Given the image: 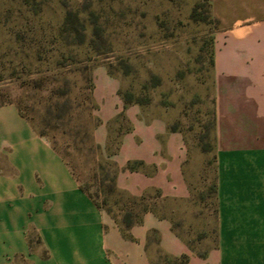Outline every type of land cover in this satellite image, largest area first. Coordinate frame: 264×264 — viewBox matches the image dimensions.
<instances>
[{
  "label": "crops",
  "instance_id": "1",
  "mask_svg": "<svg viewBox=\"0 0 264 264\" xmlns=\"http://www.w3.org/2000/svg\"><path fill=\"white\" fill-rule=\"evenodd\" d=\"M210 3L221 22L214 55L218 247L204 259L173 227L168 201L191 194L183 135L141 105L125 106L119 79L100 67L95 139L105 145L110 122L126 115L132 129L114 154L117 188L134 197L158 190L148 199L158 208L124 231L17 104H0V264H150L154 229L160 248L187 253L188 264H264V0ZM129 161L142 164L130 170Z\"/></svg>",
  "mask_w": 264,
  "mask_h": 264
},
{
  "label": "rangeland",
  "instance_id": "2",
  "mask_svg": "<svg viewBox=\"0 0 264 264\" xmlns=\"http://www.w3.org/2000/svg\"><path fill=\"white\" fill-rule=\"evenodd\" d=\"M220 30L210 0H0V104L16 103L39 131L52 89L66 88L61 104L68 99L73 116L90 120L99 148H66L72 141L67 125L51 130L55 137L48 138L60 151L67 149L81 183H94V176L113 175L114 154H109L116 149L117 130L128 125L116 115L109 125L112 143L95 139L98 103L94 95L83 103L91 94L85 76L95 83L96 69L106 68L119 79L124 100L138 101L147 115L164 118L168 130L183 135L191 194L168 201L167 207L177 234L194 253L208 254L220 242L212 192L217 181L214 55ZM108 184L100 197L118 211L129 201L108 193ZM149 253L160 264H172L155 244Z\"/></svg>",
  "mask_w": 264,
  "mask_h": 264
},
{
  "label": "trees",
  "instance_id": "3",
  "mask_svg": "<svg viewBox=\"0 0 264 264\" xmlns=\"http://www.w3.org/2000/svg\"><path fill=\"white\" fill-rule=\"evenodd\" d=\"M193 15L195 16V12H193ZM86 81L89 83L87 85V88H89L91 90V94L87 93L86 95H84L83 97V103L84 101H89L91 102L93 100V90H94V83H92V78L88 75L85 76ZM39 83L36 82V86H38ZM120 93V92H119ZM68 91H66L65 89L59 88L58 89H52L51 91V96L50 99L48 100V102L45 104V109L46 112L44 114L43 117V124L42 127L40 128V130L38 131V133L42 136H45L49 141L50 138H54L55 134L51 133V130L59 128L62 125H67L69 127L68 129V133L70 134V136L72 137V141L68 144H66V148H68L71 145H74L77 149H80L82 147L87 148L90 151H95L96 149L99 148V146L95 143V141L93 140L92 135L89 132V119L86 118H79L78 116H73V110H72V106L69 104L68 99L61 104V99L62 97L67 96ZM55 98V101H53ZM6 103V102H5ZM138 101H127L124 100V104L125 106L130 105V104H137ZM3 104V103H1ZM82 105L78 103V105H76L75 108H77L78 106ZM18 106V105H17ZM20 113L25 117V114L23 113V111L21 110V108L18 106ZM74 109V108H73ZM83 109V108H82ZM72 110V112H71ZM118 117H121L123 119H125L128 123L127 127L124 130H121L119 128V130H117V140H116V149L114 152L110 153L109 155L111 156L112 154H115L121 144V138L122 135L126 132H129L132 129V124L130 122V120L126 117V115L121 112L117 115ZM99 119L97 124L99 123ZM96 124V125H97ZM110 143H112V141L108 140ZM53 147L58 151L59 149L52 144ZM110 145V144H109ZM108 145V146H109ZM67 150V149H66ZM60 151V154L64 157V159L69 163V160L66 158L67 156V151ZM58 151V152H59ZM112 164L114 166V172L113 175L110 177V175L108 173L104 174L103 178L98 179L96 176L93 177L94 179V183H81L78 179V177L76 176V174L74 173V175L76 176V178L78 179L79 183H80V187L88 194V196L94 201V203L104 209L105 211H107L108 213L112 214V216L114 218H116L120 224L122 225L124 231L126 229H128L129 227H131L134 224L140 223L142 221V214L148 210H155L158 208V205L156 203L150 202L148 199L150 197H159L161 194L158 190H155L153 193H144L139 197H134V196H130V195H126L125 193H123L122 191H120L117 188L116 185V174L118 172V166L116 164L115 161H112ZM142 164V161H129L126 165V168L133 170L138 168L140 165ZM106 180H109V184L107 185L108 187L107 192L111 193V192H117L118 195H122V196H126V198L128 199V203H124L122 206H120L118 208V211H113L111 209V207H107V197L104 196V198L101 199L100 195L101 192H104L106 190H104V183ZM91 186H95V189L93 190L91 188ZM212 192L214 194V197L216 198V202H217V181L215 180L212 186ZM217 217V215H216ZM174 227V225H173ZM148 242L150 244H155L157 246V249L165 256L170 258V261L172 262V264H188L189 261V255L187 253H183L179 256H172L169 255L167 253H165L159 246V235L157 233V231L151 230L150 234L148 235ZM191 248V246H190ZM207 253L206 254H200V257L202 258H206L207 257ZM150 264H160L159 262H156L152 259V262Z\"/></svg>",
  "mask_w": 264,
  "mask_h": 264
}]
</instances>
